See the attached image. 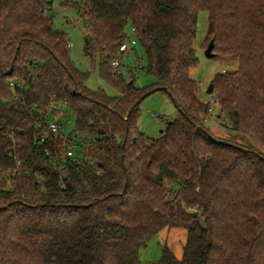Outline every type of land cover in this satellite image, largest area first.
<instances>
[{
    "label": "trees",
    "instance_id": "16d2710c",
    "mask_svg": "<svg viewBox=\"0 0 264 264\" xmlns=\"http://www.w3.org/2000/svg\"><path fill=\"white\" fill-rule=\"evenodd\" d=\"M74 5L85 55L118 96L86 87L49 0H0V264H142L140 250L172 228L187 231L182 257L165 246L153 264H264V0ZM200 12L215 59L238 64L212 81L216 120L249 147L207 126L191 78ZM128 26L147 55L138 70L155 78L145 89L112 66ZM156 88L179 115L151 139L135 105ZM61 113L75 118L74 157L63 133L35 141L37 124Z\"/></svg>",
    "mask_w": 264,
    "mask_h": 264
},
{
    "label": "rangeland",
    "instance_id": "374dc122",
    "mask_svg": "<svg viewBox=\"0 0 264 264\" xmlns=\"http://www.w3.org/2000/svg\"><path fill=\"white\" fill-rule=\"evenodd\" d=\"M49 1L51 2V6L47 14L53 19L54 28L67 34L70 42V54L72 60L80 71L87 72L90 75L86 82V87L93 92L103 90L109 96H118V92L115 89L100 79L97 63H93L85 55V33L83 29V21L79 14V9L74 5L78 0ZM208 17L209 14L207 12H200L198 16L194 48L199 59V66L191 71V78L199 84L200 100L204 103L210 104L211 109L206 120L207 126L214 136L221 139L229 138L241 145L249 147L252 145V142L247 136L225 130L223 127L227 121H221L220 123L216 120V117L220 112L219 107L216 104V96L215 94L210 96L207 93V90L216 75L238 70V64H227L216 60L215 58L208 59L206 57L205 50L209 43L205 42L208 30ZM126 35L129 39L133 38L132 29L129 26L126 29ZM120 61L121 66L118 71L123 75L126 81L129 82L133 74L135 75L136 86L140 89L148 88L155 83V78L153 76L136 68L140 65L146 67L148 62L147 55L139 43H137L134 48H131L129 53L123 54ZM140 113L138 128L143 134L151 139H157L161 135V132L166 129L167 123L175 120L179 115L177 107L164 91H157L146 98L140 106ZM49 121H55L63 126V133L67 136L71 135L75 130V118L72 114L61 113L57 114L56 118L50 116ZM163 233L168 232L165 231ZM176 233L178 236L175 239V243L178 245L179 252H183L182 244L185 241H183V239L180 240L179 236H181L180 233L185 235L186 231L182 228H172L170 233H168V235L166 234L167 236H165V240L162 242L163 244L159 247L163 249L165 244L166 246L168 243L170 244V239ZM157 237L158 235H156L151 241L155 240L157 242ZM166 238L169 239V242L166 241ZM152 245L153 246L149 247V251L147 250V252L144 249L140 250V252L142 251L140 255L142 264H152L154 261L151 258V255L155 253L154 250L156 247L154 248L155 243Z\"/></svg>",
    "mask_w": 264,
    "mask_h": 264
},
{
    "label": "built area",
    "instance_id": "2783aa9c",
    "mask_svg": "<svg viewBox=\"0 0 264 264\" xmlns=\"http://www.w3.org/2000/svg\"><path fill=\"white\" fill-rule=\"evenodd\" d=\"M132 34L133 38L128 39L125 43H123L120 48H119V56L116 57L113 62L112 66L118 71V69L121 66V57L123 54H125L127 51L131 50V48H134L137 45V40L134 37L135 30L132 29ZM142 66L140 65L139 67H136L137 69L141 68ZM10 87L12 89H21L23 87L22 83L20 81H13L10 83ZM22 90V89H21ZM37 129L41 130L42 133L36 135L35 141L37 142L38 145H43L47 143L49 139V134L56 135L58 133H63V126L59 125L55 121H49V118H47L44 123H39L37 124ZM64 134V133H63ZM65 135V134H64ZM74 137L72 135L67 136L66 135V141H67V155L68 157H74L75 155V150L78 147V143L76 141H73ZM44 153L46 156H50L51 152L49 149L45 148Z\"/></svg>",
    "mask_w": 264,
    "mask_h": 264
},
{
    "label": "crops",
    "instance_id": "0c3cea01",
    "mask_svg": "<svg viewBox=\"0 0 264 264\" xmlns=\"http://www.w3.org/2000/svg\"><path fill=\"white\" fill-rule=\"evenodd\" d=\"M183 229V228H182ZM172 229H164V230H162L159 234H158V237L156 238V239H158L157 240V242L154 240V241H151L145 248H143L144 250H146V252H147V250L149 251V247H152L153 245V243H155V246H154V248H155V250H154V254L153 255H151V258L154 260L153 262H152V264L155 262V261H158L160 258H161V255H162V251H163V249L162 248H160L159 246L160 245H162L163 243V241L165 240V236H167L168 235V233H170V231H171ZM185 230V229H184ZM168 232V233H163V232ZM186 231V230H185ZM167 234V235H166ZM181 234V236H179V238H180V240L181 239H183V241H185V242H183V246L182 247H184V245H185V243H186V240H187V231H186V233H185V235H183V233H180ZM177 233L174 235V236H172V238L170 239V244L168 243L167 244V247L171 250V251H173L174 252V254L176 255V257L177 258H180V257H182V255H183V252H179V249H178V245L175 243V239L177 238ZM185 236V237H184ZM185 239V240H184ZM166 241H168L169 242V239H167L166 238ZM165 246H166V244H165ZM164 246V247H165ZM158 248V249H157ZM143 249H141V250H143ZM182 251H183V249H182ZM141 253H142V251L140 252V255H141ZM180 253H182V254H180ZM181 255V256H180ZM150 258V259H151Z\"/></svg>",
    "mask_w": 264,
    "mask_h": 264
},
{
    "label": "water",
    "instance_id": "95a60500",
    "mask_svg": "<svg viewBox=\"0 0 264 264\" xmlns=\"http://www.w3.org/2000/svg\"><path fill=\"white\" fill-rule=\"evenodd\" d=\"M214 47H215V42L214 40H212L210 42V44L208 45L207 49L205 50V55L208 59H214L215 58V54H214ZM131 84V82H130ZM166 89L164 88H156L153 89L152 91L148 92L146 95H144L137 103L135 106H138L140 103H142L146 98H148L151 94L157 92V91H165ZM208 95L213 96L214 94V84L213 82L211 83V85L209 86L208 90H207ZM176 106V104H175ZM177 107V106H176Z\"/></svg>",
    "mask_w": 264,
    "mask_h": 264
}]
</instances>
